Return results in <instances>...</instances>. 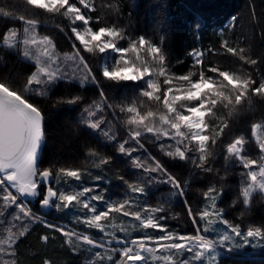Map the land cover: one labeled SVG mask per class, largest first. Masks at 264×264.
I'll return each instance as SVG.
<instances>
[{
    "label": "snow or ice",
    "instance_id": "obj_1",
    "mask_svg": "<svg viewBox=\"0 0 264 264\" xmlns=\"http://www.w3.org/2000/svg\"><path fill=\"white\" fill-rule=\"evenodd\" d=\"M133 7L0 0V264H255L237 254L264 249V0L207 45L194 21L182 56L167 5L147 31ZM256 112L253 154L238 125Z\"/></svg>",
    "mask_w": 264,
    "mask_h": 264
},
{
    "label": "trees",
    "instance_id": "obj_2",
    "mask_svg": "<svg viewBox=\"0 0 264 264\" xmlns=\"http://www.w3.org/2000/svg\"><path fill=\"white\" fill-rule=\"evenodd\" d=\"M101 0H97L99 4ZM134 5L132 14L135 17L138 29L147 31L154 27L157 16L156 13L163 5H167L165 11L168 16V27L164 31H169L170 38L169 46L177 55H183L184 50L194 45L193 37L190 34L191 26L194 21L201 22L202 42L207 45L209 42L218 39L216 32L218 29L228 24L231 16H245L250 11L251 0H128ZM257 14L260 13L261 0H255ZM2 30V29H0ZM257 40L256 44L261 45L259 40V28L256 29ZM51 34L57 35L56 30L52 29ZM149 34H152L151 32ZM57 40L61 46L64 45V40L57 35ZM221 61L228 67H235L230 61L231 57H221ZM64 116H58L52 125L55 130L56 122L62 121ZM260 122V113L255 115H246L241 118L238 125V131H242L249 139L247 145L249 150L255 154L256 145L255 138L251 135V124ZM260 135L264 136V130L260 131ZM63 155L67 159H73L75 154L71 147L64 149ZM230 202V201H229ZM182 205H178L175 211H181ZM234 218V217H230ZM252 220L259 222L264 220V201L257 200L254 204V215ZM175 223V222H173ZM187 231V229H184ZM238 257L244 258L247 261H254L259 264L264 261V249L253 251L250 247L245 249L244 253L237 254ZM222 259H228L222 257Z\"/></svg>",
    "mask_w": 264,
    "mask_h": 264
},
{
    "label": "rangeland",
    "instance_id": "obj_3",
    "mask_svg": "<svg viewBox=\"0 0 264 264\" xmlns=\"http://www.w3.org/2000/svg\"><path fill=\"white\" fill-rule=\"evenodd\" d=\"M258 135H260V131H258Z\"/></svg>",
    "mask_w": 264,
    "mask_h": 264
}]
</instances>
